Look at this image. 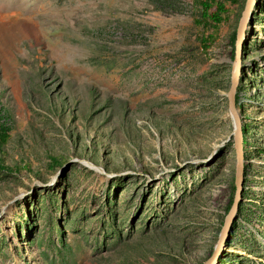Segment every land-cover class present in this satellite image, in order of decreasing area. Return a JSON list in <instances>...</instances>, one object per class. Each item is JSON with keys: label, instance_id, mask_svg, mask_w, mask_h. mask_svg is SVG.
Segmentation results:
<instances>
[{"label": "rangeland", "instance_id": "rangeland-1", "mask_svg": "<svg viewBox=\"0 0 264 264\" xmlns=\"http://www.w3.org/2000/svg\"><path fill=\"white\" fill-rule=\"evenodd\" d=\"M0 0V264H201L232 203L246 0ZM242 200L215 264H264V0L242 47ZM224 144V145H223Z\"/></svg>", "mask_w": 264, "mask_h": 264}, {"label": "water", "instance_id": "water-1", "mask_svg": "<svg viewBox=\"0 0 264 264\" xmlns=\"http://www.w3.org/2000/svg\"><path fill=\"white\" fill-rule=\"evenodd\" d=\"M256 0H246L244 7L241 11L236 31H235V61L233 62V72L227 90L226 96L228 101V109L233 120V146L235 153V165H234V186L235 191L232 199V203L225 215L222 229L218 239V245L214 247L213 253L201 264H215L218 261L220 253L224 250V242L229 236L230 227L234 220V217L238 211L240 201L242 200V190L244 181V136L245 131L242 128V122L240 115L238 114L235 102L236 88L239 83L241 75L242 64V47L243 41L246 36V29L248 25V19L252 12ZM224 145V144H223Z\"/></svg>", "mask_w": 264, "mask_h": 264}, {"label": "trees", "instance_id": "trees-1", "mask_svg": "<svg viewBox=\"0 0 264 264\" xmlns=\"http://www.w3.org/2000/svg\"><path fill=\"white\" fill-rule=\"evenodd\" d=\"M202 19L204 22L210 20L213 25L220 23L223 20L222 13L226 11V8L223 4H216L215 9L210 11L212 4L209 0H202Z\"/></svg>", "mask_w": 264, "mask_h": 264}, {"label": "flooded vegetation", "instance_id": "flooded-vegetation-1", "mask_svg": "<svg viewBox=\"0 0 264 264\" xmlns=\"http://www.w3.org/2000/svg\"><path fill=\"white\" fill-rule=\"evenodd\" d=\"M242 128H243V130L245 131V128L242 126ZM245 133H246V131H245ZM245 137V136H244Z\"/></svg>", "mask_w": 264, "mask_h": 264}, {"label": "bare ground", "instance_id": "bare-ground-1", "mask_svg": "<svg viewBox=\"0 0 264 264\" xmlns=\"http://www.w3.org/2000/svg\"><path fill=\"white\" fill-rule=\"evenodd\" d=\"M252 10H253V8H252ZM236 94V93H235ZM217 245H218V242H217Z\"/></svg>", "mask_w": 264, "mask_h": 264}]
</instances>
